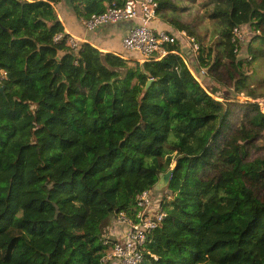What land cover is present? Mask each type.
Segmentation results:
<instances>
[{
	"label": "trees",
	"instance_id": "1",
	"mask_svg": "<svg viewBox=\"0 0 264 264\" xmlns=\"http://www.w3.org/2000/svg\"><path fill=\"white\" fill-rule=\"evenodd\" d=\"M62 1L0 0V264H115L104 262L113 219L135 218L169 170L167 216L140 264H264V111L244 72L264 58V0L205 8L217 39L177 17L196 0H156L158 18L200 49L166 44L143 62L71 48ZM68 1L87 19L123 0ZM238 26L250 36L236 52ZM221 67L255 101L204 87Z\"/></svg>",
	"mask_w": 264,
	"mask_h": 264
},
{
	"label": "built area",
	"instance_id": "2",
	"mask_svg": "<svg viewBox=\"0 0 264 264\" xmlns=\"http://www.w3.org/2000/svg\"><path fill=\"white\" fill-rule=\"evenodd\" d=\"M157 8L158 2L156 0H123L121 5L108 4L102 13L92 14L89 18L82 19V24L85 29L94 31L110 23L129 19L138 20L137 24L123 37L122 44L126 50L137 53L140 57L138 61L141 62L149 60L155 54H158L159 58L165 55L167 53L164 48L166 44L178 43L182 49L180 51L182 56H184L187 49L193 54H197L200 43L194 36L189 35L186 30L173 32L152 27V22L158 18ZM248 34L249 31L245 26H238L233 29L232 42L235 44L236 52L241 50ZM62 36L63 34L59 33L55 36V40H59ZM67 43L71 48L77 50L82 42L74 35L68 34ZM249 59L251 58L249 57ZM192 72L198 80L200 75L208 74L205 68H201L199 71L192 69ZM7 79L8 72L0 68V85H3ZM234 94L228 100L240 103L255 101L244 93L235 92ZM217 99L221 100V98ZM222 100L224 99L222 98ZM257 102L264 111L261 100H257ZM167 197L170 199V195ZM162 198L158 199L151 191H145L138 197L140 210L135 218H130L125 213L116 216L117 221L125 224L127 229L121 240L114 241L110 253L104 258V262L108 263L115 260V264H140L143 261L144 249L150 234L167 216L162 207ZM105 244H109V240H106Z\"/></svg>",
	"mask_w": 264,
	"mask_h": 264
},
{
	"label": "crops",
	"instance_id": "3",
	"mask_svg": "<svg viewBox=\"0 0 264 264\" xmlns=\"http://www.w3.org/2000/svg\"><path fill=\"white\" fill-rule=\"evenodd\" d=\"M217 0H212V4H216ZM205 2V6H207ZM59 19L61 20L65 32L67 34H72L77 37L81 42H87L95 46L103 52H113L119 54L123 58L138 60V54L135 52H130L126 50L122 44L123 37L128 33V31L137 24L138 20L129 19L123 20L116 23H110L104 25L94 31H89L85 29L82 24V19L77 18L72 6L68 0H64L59 4L55 5ZM152 27L158 30H169L177 32L170 25L166 24L159 18L152 22ZM250 34L249 27L245 26ZM248 34V37L250 36ZM247 37V39H248ZM188 50V49H187ZM186 50V51H187ZM218 72L210 73V77H207L212 81L213 85L216 86L221 92L227 95L226 101L228 100L231 91L235 93V90L228 91V85L225 84L223 80L218 78ZM220 98V97H219ZM222 99V98H221ZM127 226L125 224L119 223L117 217L112 221V227L110 228L109 236L113 238L114 241L121 240L124 237ZM113 264V262H110Z\"/></svg>",
	"mask_w": 264,
	"mask_h": 264
},
{
	"label": "rangeland",
	"instance_id": "4",
	"mask_svg": "<svg viewBox=\"0 0 264 264\" xmlns=\"http://www.w3.org/2000/svg\"><path fill=\"white\" fill-rule=\"evenodd\" d=\"M196 2L197 3H194L193 5H188L190 6V8L186 9V11L184 12H181V15H178L177 17L186 23L193 24L196 27L198 33H201L202 35H206L208 36V38L211 39H217L218 32L216 34L217 31L216 24L213 21L206 18L203 14L205 8L213 7L212 0H196ZM205 2H207L206 3L207 6L204 5ZM218 71H219L218 78L223 80L225 84L228 85V91H231L233 89L235 90L234 86H232L231 84V80L228 79L227 77V73H226L227 70L221 67L220 70ZM244 72L246 74L245 91L252 90L258 95H260V98L258 100L264 99V58H259L256 61H253L251 64L246 65ZM199 81L201 82L200 77H199ZM206 85L209 87H214L212 81H210L209 79H207L206 82L203 83L204 87ZM234 95L235 94L232 93L231 91L229 98ZM223 99L225 100L227 98H223ZM155 195L158 199H161L164 193L162 191H158L156 192Z\"/></svg>",
	"mask_w": 264,
	"mask_h": 264
},
{
	"label": "water",
	"instance_id": "5",
	"mask_svg": "<svg viewBox=\"0 0 264 264\" xmlns=\"http://www.w3.org/2000/svg\"><path fill=\"white\" fill-rule=\"evenodd\" d=\"M3 88H4V86H2V89ZM171 175H172V170H169L167 172L161 173L160 174L159 181L155 185L154 189L156 191H162V190H164L168 186V184L170 182Z\"/></svg>",
	"mask_w": 264,
	"mask_h": 264
}]
</instances>
